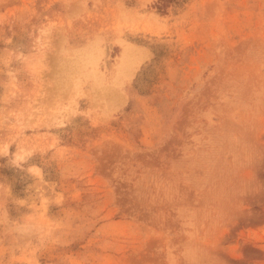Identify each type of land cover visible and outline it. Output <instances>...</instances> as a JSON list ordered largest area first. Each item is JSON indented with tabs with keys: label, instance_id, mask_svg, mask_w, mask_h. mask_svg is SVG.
I'll return each mask as SVG.
<instances>
[{
	"label": "rangeland",
	"instance_id": "obj_1",
	"mask_svg": "<svg viewBox=\"0 0 264 264\" xmlns=\"http://www.w3.org/2000/svg\"><path fill=\"white\" fill-rule=\"evenodd\" d=\"M0 264H264V0H0Z\"/></svg>",
	"mask_w": 264,
	"mask_h": 264
},
{
	"label": "bare ground",
	"instance_id": "obj_2",
	"mask_svg": "<svg viewBox=\"0 0 264 264\" xmlns=\"http://www.w3.org/2000/svg\"><path fill=\"white\" fill-rule=\"evenodd\" d=\"M126 53H127V52H126ZM124 55H125V53L123 52L122 55L120 56V60H121V59H122V61L124 60V57H125ZM118 62H119V61H118ZM120 62H121V61H120ZM120 62H119V63H120ZM135 69H136V68H135Z\"/></svg>",
	"mask_w": 264,
	"mask_h": 264
}]
</instances>
